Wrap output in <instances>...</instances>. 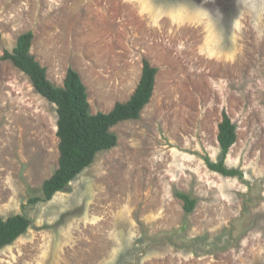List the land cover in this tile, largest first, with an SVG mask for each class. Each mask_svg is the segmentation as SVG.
Listing matches in <instances>:
<instances>
[{"label": "rangeland", "instance_id": "374dc122", "mask_svg": "<svg viewBox=\"0 0 264 264\" xmlns=\"http://www.w3.org/2000/svg\"><path fill=\"white\" fill-rule=\"evenodd\" d=\"M27 32L53 84L80 74L92 114L130 99L143 59L158 69L117 145L35 204L60 152L56 106L1 60ZM223 111L243 178L204 160L221 159ZM16 214L31 227L0 264H264V0H0V216Z\"/></svg>", "mask_w": 264, "mask_h": 264}, {"label": "trees", "instance_id": "16d2710c", "mask_svg": "<svg viewBox=\"0 0 264 264\" xmlns=\"http://www.w3.org/2000/svg\"><path fill=\"white\" fill-rule=\"evenodd\" d=\"M34 35L27 32L19 36L13 50L5 51L3 61H10L30 79L36 92L56 106L58 116L57 137L59 139V164L52 176L44 181L42 197L31 198L30 204L49 202L85 169L90 167L96 156L117 145L118 137L112 132L116 125L138 120L142 110L150 102L155 87L158 69L143 59L142 76L136 90L127 102L116 103L109 112L91 113L87 89L80 74L69 68L62 86L53 84L42 66L31 53ZM238 139L237 124L226 111L218 124L217 141L221 150L218 162L205 157L206 166L213 172L228 178H243L239 168L229 167L226 163L232 147ZM183 201L184 210L192 213L197 200L185 193L176 192ZM31 227V220L23 214L7 218L0 216V251L24 236Z\"/></svg>", "mask_w": 264, "mask_h": 264}]
</instances>
